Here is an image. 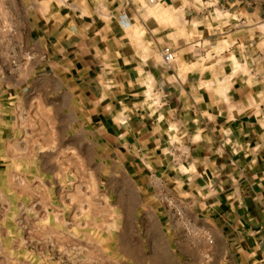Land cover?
<instances>
[{"label":"crops","instance_id":"crops-1","mask_svg":"<svg viewBox=\"0 0 264 264\" xmlns=\"http://www.w3.org/2000/svg\"><path fill=\"white\" fill-rule=\"evenodd\" d=\"M149 1L30 0L28 13L18 0L11 17L26 10L39 56L30 89L72 107L100 166L184 261L264 264V35L241 38L264 14L256 0Z\"/></svg>","mask_w":264,"mask_h":264},{"label":"rangeland","instance_id":"rangeland-1","mask_svg":"<svg viewBox=\"0 0 264 264\" xmlns=\"http://www.w3.org/2000/svg\"><path fill=\"white\" fill-rule=\"evenodd\" d=\"M17 3L0 0V264H193L163 245L136 194L100 166L72 107L30 89L39 56L25 49L26 10L11 17ZM242 25L248 42L264 35L263 21ZM227 73L231 84L242 75Z\"/></svg>","mask_w":264,"mask_h":264},{"label":"built area","instance_id":"built-area-1","mask_svg":"<svg viewBox=\"0 0 264 264\" xmlns=\"http://www.w3.org/2000/svg\"><path fill=\"white\" fill-rule=\"evenodd\" d=\"M149 2L152 3V0ZM160 54L163 65L169 68L175 61V52L169 47H163Z\"/></svg>","mask_w":264,"mask_h":264}]
</instances>
